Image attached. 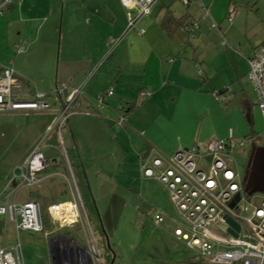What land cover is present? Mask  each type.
I'll list each match as a JSON object with an SVG mask.
<instances>
[{"label": "rangeland", "instance_id": "1", "mask_svg": "<svg viewBox=\"0 0 264 264\" xmlns=\"http://www.w3.org/2000/svg\"><path fill=\"white\" fill-rule=\"evenodd\" d=\"M189 1L195 2L191 6V20H198L199 27L192 38L185 33L193 46L185 47L184 59L190 62L185 64L191 65L187 71L194 78L195 91L176 95L175 101L168 100L164 105L149 102L141 106L146 98L140 96L134 100L132 109L119 112L125 120L121 126L105 119L71 114L70 129L68 122L61 127L65 156L57 144L55 131L49 133L46 142L51 145L45 155L50 164L41 174H57L39 184L42 186L39 193L42 229L16 232L12 221L0 219V245L11 247L20 241L23 264H49L50 250L54 251L57 236L66 238L68 234L81 240L78 242L86 249L94 243L100 264L109 263L110 253L113 264H207L198 260L194 249L174 237L172 230L179 224L180 216L165 186L154 178L141 176V163L148 154L171 155L180 142L191 139L186 145L189 146L195 141L225 138L230 132L236 138L252 136L256 138L255 143L264 145V118L248 77L247 62L260 45L258 39L264 35V10L258 11L254 0H230L229 4L236 6V13L229 24L222 1L205 3L209 11L207 18L201 17L203 9L196 5L200 0ZM82 2L103 4V0H76L72 4L78 6ZM108 2L115 17L105 9L97 13L85 8L79 31L72 28L69 17L79 13L78 9L67 6L62 12L61 3L55 15L25 24L21 35L17 34L21 23H13L9 34L0 35V63L11 65L25 87L46 91L56 76L57 82L63 81L57 71L61 70L66 50L78 43L92 47L96 37L118 28L123 17L127 23L128 12L134 11L133 7L120 4L119 0ZM174 4L186 11L182 0H174ZM2 18L6 26L8 18L6 15ZM94 19L97 24L91 28ZM211 21L224 33V44L217 29L210 27ZM178 34L177 40L171 39L176 45L184 36V33ZM117 37L103 39L107 44L111 41L112 46ZM126 40H120L118 45L122 46ZM19 45L24 51L17 53ZM110 64L109 57L95 71L94 78L113 71L115 74L118 69L111 70ZM109 76L116 87L118 84ZM134 78L126 72L120 87H127L132 93L137 85ZM213 91L219 94L214 95ZM53 116L47 111L0 112V200L9 192L4 185L12 169L34 141L45 134ZM249 148L250 143L244 149L229 153L242 184ZM38 186L20 189L16 200L27 199L29 191H38ZM57 201L76 204L78 223L58 227L52 221L47 205ZM157 211L163 215L159 224L153 219ZM96 220H113L107 240ZM50 230L52 235L46 238L44 232Z\"/></svg>", "mask_w": 264, "mask_h": 264}, {"label": "built area", "instance_id": "2", "mask_svg": "<svg viewBox=\"0 0 264 264\" xmlns=\"http://www.w3.org/2000/svg\"><path fill=\"white\" fill-rule=\"evenodd\" d=\"M12 0L0 1V13ZM160 0H120L129 11L127 23L122 33L113 42L111 49L132 29L139 21L150 15ZM187 3V0H183ZM202 17L209 16L203 2ZM132 10V9H131ZM236 12L235 5H229L226 20L231 22ZM210 27L216 28L220 41L225 43L223 32L214 22ZM199 27L198 20H191L185 26L189 38L195 36ZM23 46H17L16 52H23ZM248 77L256 94L257 105L264 118V42H262L247 58ZM97 70L94 66L88 74L90 77ZM22 82L16 76L11 65L0 63V112H41L51 111L54 116L46 127V132L31 146L21 162L12 169L6 182L9 188L6 200H0V219L7 218L13 222L16 232L42 229L39 202L27 198L16 200L17 191L26 187H35L43 179L41 171L49 164L50 159L45 155L44 148L48 146L46 138L51 131H55L57 144L65 156L61 127L68 121L71 114H90L97 111L104 103L105 97L113 95V86L109 85L96 96L97 108L89 110L78 107V100L84 93V84L70 86L66 81L56 82L47 91L34 90L32 93L23 92ZM151 91L142 89L141 97H148ZM218 95V91H213ZM114 122L125 124L123 115L118 113ZM256 138H236L230 132L225 138L213 137L204 142L195 141L189 146L179 147L171 155L153 154L141 163V176L154 178L166 188L168 196L180 216V222L173 227L174 237L195 250L198 259L207 264H264V193L254 192L246 194L243 191L240 173L232 166L229 153L255 142ZM240 197L231 205L235 194ZM75 210L72 220L61 221L54 216L60 202L47 205V211L52 221L58 227L72 226L78 223L77 207L68 201ZM231 217L238 223L236 232H230V224L226 217ZM154 222L159 224L163 215L157 211L153 215ZM46 238L52 231H45ZM51 237V236H50ZM63 237V236H62ZM58 237L54 251L50 250L49 264H100L95 244L89 249L80 244L76 238ZM55 238V237H54ZM51 239V238H50ZM0 264H23L21 244L18 241L11 247L0 245Z\"/></svg>", "mask_w": 264, "mask_h": 264}, {"label": "crops", "instance_id": "3", "mask_svg": "<svg viewBox=\"0 0 264 264\" xmlns=\"http://www.w3.org/2000/svg\"><path fill=\"white\" fill-rule=\"evenodd\" d=\"M75 1L76 0H12L5 6L6 9H3L5 11L4 14L0 16V35H4L7 32L9 34V30L13 23H21L20 26H18L19 28L17 27V34L21 35L24 32L25 24L30 25V23L47 18L51 14L55 15V12L57 11L60 3L62 6V12L67 6L69 9L72 8V10L78 9L79 13L69 14V17L72 21V28L77 31H79V29L82 27L81 24L84 20L83 16L85 14V8L93 9L94 12L97 13H101L102 10L105 9L107 12H110L113 17H115L114 12L110 8L108 0H103L102 6L99 2H95V4L90 3L88 5L85 3L86 1L79 3L77 4L78 6H76L75 4H72ZM218 1H222L225 9L228 10L230 0ZM200 2H203V4L205 5L206 2L212 3L215 2V0H200ZM200 2H196V5L201 7ZM119 3L121 4L120 0ZM182 3H184L183 0ZM190 3L191 2L189 0H187V3H184L186 5V11L183 12L179 7L175 6L174 0H160V2H158V4L154 7L152 13L146 17H143L139 21L138 27L130 30L125 35L123 39L127 38V40L124 41V44H122V46L118 45V43L123 40L121 39V41H119L111 49L110 54L105 59H103V57L111 48V41L108 40L107 44L106 40L103 38L108 39L107 37L111 38L114 35L119 36L126 26L125 17H123V21L120 23L118 28L111 30L105 35H99L100 37H96V43H94L92 47H88L86 46V44H81L79 46L78 43V45L76 44L74 48L70 47L68 51L66 50L63 57L61 70L57 71V75L59 72V76H62L63 81H66L70 86H78L80 84H84V93L78 100V107L84 109L86 108L89 110H95V108H97V94L103 92L109 85H112V79L109 75H111V77H113V80L118 84L116 85V87L112 85L113 95L105 97L104 103L99 109H97V111H94L90 114H74H83L98 119H105L109 122H114V118H116L117 114L120 111H122L123 109L127 111V107L125 105L134 104V100L140 98L139 92L142 89H149L151 93L148 97H145L146 100L141 104V106L149 102L155 104L159 102L158 104L164 105L167 104L168 100H170L171 102L175 101L174 99L176 98V95L180 96L184 92H194V78L189 74V71H187V68L191 67V65L189 66V64H185L188 62V60L184 59L186 58L185 54L187 52L185 47H187L188 45H193L191 44L190 40L186 38L187 34L185 33L187 32L185 27L183 25H180L173 30L172 34L168 35L160 25V22H162L165 17L170 15L174 17L185 16V22L191 21V6L194 5L195 2H192L191 4ZM254 3L257 5L258 11L264 10V0H254ZM1 13H3V11ZM3 15H6L8 18V22L6 21V26L4 24L5 20H3L2 18ZM152 15H154L153 18L151 17ZM85 19L88 20L90 18L85 17ZM96 24L97 20L94 19L91 28ZM179 32L180 34L184 33V36L182 37L181 41L178 42L179 44L176 45V43L171 39L177 40V38L175 37L179 35ZM164 35H167L165 37H168L169 40H165ZM258 40V44L264 42V35H262ZM109 57L111 70H113V67L118 69L115 74L113 71V73L109 72L106 76L101 74L98 77L94 78V74L96 73L94 72L90 77H88V73L94 66L97 65L98 70L100 65L104 61H107ZM126 72L132 73L135 77L134 79H137L136 88L132 93L130 92L131 90L125 87L127 86L126 84H124L125 88H121V85H119L123 75ZM57 81L58 80L56 76L54 83H56ZM51 86L49 87V89L51 88ZM21 89L27 94L32 93L35 90L30 88L29 86L25 87L23 83ZM47 112L53 113L49 110ZM67 124L70 129V123L68 122ZM190 140L180 142L176 149L178 147L188 145ZM50 145L51 144L48 143L47 147H49ZM47 147L44 148V152L46 151ZM29 150L30 149H28L27 152L23 155V158ZM148 156H150V154H148ZM51 160L55 161V158H52ZM55 174L57 173L50 172L47 175L42 174V180H45L49 177L51 178L52 176H55ZM9 177L7 178L6 182L8 181ZM41 187L42 186H40L38 191L31 189L29 191L28 198L35 199L39 202V193L41 191ZM7 194L4 195L1 200H6ZM96 222L98 227L102 231V234H104V232H106L108 228L113 226V220H96ZM71 236L75 237L71 234H68L67 237Z\"/></svg>", "mask_w": 264, "mask_h": 264}, {"label": "water", "instance_id": "4", "mask_svg": "<svg viewBox=\"0 0 264 264\" xmlns=\"http://www.w3.org/2000/svg\"><path fill=\"white\" fill-rule=\"evenodd\" d=\"M243 182V191L246 194L254 192L264 193V145L257 144L255 142L251 144L244 168ZM239 197L240 193L237 192L231 202V205H233ZM226 221L230 224L228 230L235 234L236 232L231 228V226L238 229V223L229 216L226 217ZM111 232L112 227L108 228L106 233L104 232L106 240ZM110 264H112V261H110Z\"/></svg>", "mask_w": 264, "mask_h": 264}, {"label": "trees", "instance_id": "5", "mask_svg": "<svg viewBox=\"0 0 264 264\" xmlns=\"http://www.w3.org/2000/svg\"><path fill=\"white\" fill-rule=\"evenodd\" d=\"M186 17L185 16H180V17H174V16H167L163 19L162 22H160L161 27L166 31L168 35L172 34L173 30L180 25H183L184 27L187 25L188 22H185ZM127 107V110L129 111L130 109L133 108L132 104L125 105ZM123 109V108H122ZM200 260V259H198Z\"/></svg>", "mask_w": 264, "mask_h": 264}, {"label": "bare ground", "instance_id": "6", "mask_svg": "<svg viewBox=\"0 0 264 264\" xmlns=\"http://www.w3.org/2000/svg\"><path fill=\"white\" fill-rule=\"evenodd\" d=\"M68 201L60 202L58 208L54 212V216L61 221L72 220L74 217L75 210L72 208Z\"/></svg>", "mask_w": 264, "mask_h": 264}, {"label": "flooded vegetation", "instance_id": "7", "mask_svg": "<svg viewBox=\"0 0 264 264\" xmlns=\"http://www.w3.org/2000/svg\"><path fill=\"white\" fill-rule=\"evenodd\" d=\"M251 144H252V143H250V147H251ZM249 150H250V148H249ZM245 164H246V163H245ZM105 233H106V232H105ZM110 261H112V264H113V259H112V255H111V253H110V258H109V260H108V262H109L108 264H110Z\"/></svg>", "mask_w": 264, "mask_h": 264}]
</instances>
